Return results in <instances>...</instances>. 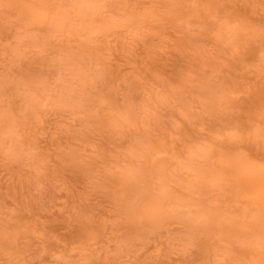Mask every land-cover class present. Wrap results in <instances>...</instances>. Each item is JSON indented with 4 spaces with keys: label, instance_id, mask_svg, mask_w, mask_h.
<instances>
[{
    "label": "rangeland",
    "instance_id": "1",
    "mask_svg": "<svg viewBox=\"0 0 264 264\" xmlns=\"http://www.w3.org/2000/svg\"><path fill=\"white\" fill-rule=\"evenodd\" d=\"M12 1L0 0V264H231L226 232L201 231L194 208L148 216L151 171L138 176L150 191L120 179L162 143L174 190L218 195V217L256 212L225 177L202 178L226 145L264 164V141L227 131L264 126V0H22L44 23Z\"/></svg>",
    "mask_w": 264,
    "mask_h": 264
},
{
    "label": "bare ground",
    "instance_id": "2",
    "mask_svg": "<svg viewBox=\"0 0 264 264\" xmlns=\"http://www.w3.org/2000/svg\"><path fill=\"white\" fill-rule=\"evenodd\" d=\"M22 3V0H13L11 4L19 15L24 16L26 22H47L48 16L45 8L40 6L38 2H32L27 5ZM9 6L10 4L7 3L5 6L3 5V9ZM247 29L248 26L240 23L231 26L230 32L235 39H238ZM34 46L39 48L38 52L46 48L45 44ZM18 52L21 51L18 50ZM61 59L66 62L67 57H61ZM262 108H264V103ZM230 126L227 131L234 138L248 137L264 141V126H253L248 132L243 134L238 132V130H241L236 124L230 123ZM166 149L167 147L162 145V143H155V145L146 148L142 153L144 157L143 166L139 168V172L130 169L128 174L120 179V190L123 192L135 190V194H138V191H150L145 182L140 181L138 176L142 177L148 170L151 171V176H156L160 180V188L157 193H151L146 198H143L146 203H144L145 205L142 209L148 212V216L159 219L162 206H165V204H172L174 209L182 208L184 214H189L192 207L194 208V219L196 222L201 221L202 223L200 225L201 231L204 233L226 232L223 233L221 239L226 243V251L236 253V256L231 259V264H264V164L256 156H252L240 147L236 148L234 145L222 146V165L220 164L217 172L207 169L206 176L202 178L203 181L220 186L219 178L221 176L225 177L226 182L224 186L222 185L223 189H227L226 187L229 185L232 188L231 193L235 198L234 200L245 199L252 204L250 209L253 208L256 211L250 215V218L238 213L222 218L209 209L210 204L223 202L218 195L206 197V194H201L204 197H201V195L195 196L196 182H187L188 193L186 194L174 190L169 185L167 178L171 177L177 168L166 166L160 158V154ZM216 189L221 190L220 187ZM200 191L204 193L208 189H200ZM228 200L226 198L224 201ZM248 209L249 206L245 211ZM217 223L220 224L218 226L219 229L215 228Z\"/></svg>",
    "mask_w": 264,
    "mask_h": 264
}]
</instances>
